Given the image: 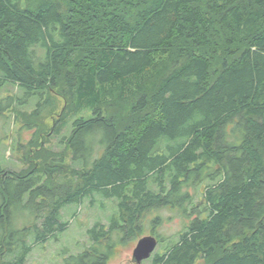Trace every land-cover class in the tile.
<instances>
[{
  "label": "trees",
  "instance_id": "trees-1",
  "mask_svg": "<svg viewBox=\"0 0 264 264\" xmlns=\"http://www.w3.org/2000/svg\"><path fill=\"white\" fill-rule=\"evenodd\" d=\"M6 82L40 97L26 127L57 97L52 131H71L43 165L0 168V264H26L69 227L66 205L101 196L115 211L64 264H107L146 221L150 264H264V0H0Z\"/></svg>",
  "mask_w": 264,
  "mask_h": 264
},
{
  "label": "rangeland",
  "instance_id": "rangeland-1",
  "mask_svg": "<svg viewBox=\"0 0 264 264\" xmlns=\"http://www.w3.org/2000/svg\"><path fill=\"white\" fill-rule=\"evenodd\" d=\"M9 96L14 97V104L11 107H7ZM55 98L57 106L52 114L43 118L42 129L39 127L30 129L23 124V113L32 112L38 106L39 95L27 97L24 89L11 82L0 85V168L22 170L29 169L34 164L41 166L52 160L51 156L66 149V138L71 129L64 127L60 134L52 131L53 122L65 105L63 99ZM33 138L34 143L31 146L30 140ZM67 154L64 159H69L70 163L72 160L70 154ZM195 189V187L191 188V191L194 192ZM91 199L92 197H87L81 203L74 202L66 205L62 209V216L69 221V227L47 242L37 245L26 264H64L69 255L77 254L87 245L89 246L88 228L99 221L108 223L116 209L111 199L101 196L95 203H92ZM159 213L163 217V224L158 229L161 234L173 236L182 229L184 218L177 209L167 207L161 209ZM154 214L148 216L152 217ZM19 220L22 222L25 219L22 216ZM151 227L150 221H146L143 237L152 235ZM142 236L124 244L117 243L107 264H136L133 261V252ZM156 250H159V245ZM149 262L148 259L143 264H150Z\"/></svg>",
  "mask_w": 264,
  "mask_h": 264
},
{
  "label": "water",
  "instance_id": "water-1",
  "mask_svg": "<svg viewBox=\"0 0 264 264\" xmlns=\"http://www.w3.org/2000/svg\"><path fill=\"white\" fill-rule=\"evenodd\" d=\"M159 241L153 235H146L139 239L133 252V261L142 264L149 259L156 251Z\"/></svg>",
  "mask_w": 264,
  "mask_h": 264
}]
</instances>
